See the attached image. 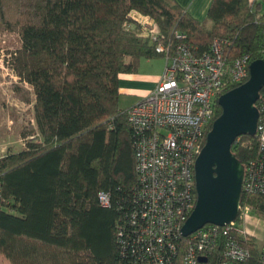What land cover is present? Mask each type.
<instances>
[{
  "label": "trees",
  "instance_id": "1",
  "mask_svg": "<svg viewBox=\"0 0 264 264\" xmlns=\"http://www.w3.org/2000/svg\"><path fill=\"white\" fill-rule=\"evenodd\" d=\"M135 10L168 37L187 33L200 50L225 40L231 63L264 59V0H214L203 21L176 0H0V31L19 35L12 63L31 91L13 88L34 101L35 118L22 132L25 148L0 156V264H132L121 233L131 232L139 176L120 79L136 73L141 58L159 56L125 29ZM221 112L218 103L207 134ZM232 151L247 166L259 140L242 135ZM101 191L111 193L109 207ZM240 203L264 220V194L243 192ZM241 240L251 252L243 264H262L257 239ZM223 250L199 264H222ZM185 251L174 264H185Z\"/></svg>",
  "mask_w": 264,
  "mask_h": 264
},
{
  "label": "built area",
  "instance_id": "2",
  "mask_svg": "<svg viewBox=\"0 0 264 264\" xmlns=\"http://www.w3.org/2000/svg\"><path fill=\"white\" fill-rule=\"evenodd\" d=\"M125 29L147 39L165 66L156 87L127 108L135 132L139 184L129 214L131 232L121 233L123 251L132 264H174L186 248L184 263L199 264L201 256L222 246V264H243L251 252L241 239L257 237L247 229L253 215L250 205L240 203L237 218L226 225L207 224L187 237L182 228L197 204L195 161L219 97L250 78V56L231 63L225 40L216 39L209 49L200 50L187 33L177 30L168 37L154 17L136 10ZM10 57L4 54L3 60L9 64ZM257 107L259 155L245 166L243 192L248 194H264V93ZM99 199L103 206L111 205V193L101 191ZM184 240L188 247H183ZM260 248L264 264V243Z\"/></svg>",
  "mask_w": 264,
  "mask_h": 264
},
{
  "label": "water",
  "instance_id": "3",
  "mask_svg": "<svg viewBox=\"0 0 264 264\" xmlns=\"http://www.w3.org/2000/svg\"><path fill=\"white\" fill-rule=\"evenodd\" d=\"M263 88L264 59H257L250 64V78L219 97L222 112L195 161L197 204L182 228L185 237L207 224L223 226L237 218L245 166L232 148L242 135L256 136L260 117L256 103Z\"/></svg>",
  "mask_w": 264,
  "mask_h": 264
},
{
  "label": "rangeland",
  "instance_id": "4",
  "mask_svg": "<svg viewBox=\"0 0 264 264\" xmlns=\"http://www.w3.org/2000/svg\"><path fill=\"white\" fill-rule=\"evenodd\" d=\"M20 45L17 33L0 31V156L24 149L26 141L22 132L25 127L35 124L34 101L26 103L18 99L13 88L20 84L31 91L29 84L21 80L12 63V54ZM4 54H11L9 64L3 60ZM160 57L163 59V56ZM247 229L255 232L261 247L264 243V220L252 215L247 221Z\"/></svg>",
  "mask_w": 264,
  "mask_h": 264
},
{
  "label": "crops",
  "instance_id": "5",
  "mask_svg": "<svg viewBox=\"0 0 264 264\" xmlns=\"http://www.w3.org/2000/svg\"><path fill=\"white\" fill-rule=\"evenodd\" d=\"M195 19L203 21L209 14L214 0H176ZM253 2L254 0H250ZM165 61L160 56L143 57L139 61L138 71L124 75L120 79L123 95L120 98L121 109L135 105L145 98L160 81Z\"/></svg>",
  "mask_w": 264,
  "mask_h": 264
}]
</instances>
